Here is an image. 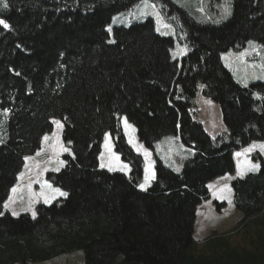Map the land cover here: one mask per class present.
I'll return each mask as SVG.
<instances>
[{"label": "trees", "instance_id": "obj_1", "mask_svg": "<svg viewBox=\"0 0 264 264\" xmlns=\"http://www.w3.org/2000/svg\"><path fill=\"white\" fill-rule=\"evenodd\" d=\"M141 0H0V264H31L77 250L85 264H264V156L257 172L231 185L240 223L194 238L197 206L209 182L234 174V151L264 141V80L240 85L222 54L264 45V0H232V15L219 24L196 21L173 0H153L190 47L173 60L175 38L155 31L152 19L119 26L114 15ZM220 108L224 130L213 137L198 121V92ZM257 95V96H256ZM198 104V110H197ZM135 125L148 148L178 136L193 150L182 172L156 159V176L139 189L145 160L128 144L122 117ZM64 123V167L46 179L67 192L37 215L4 212L25 164ZM129 175L101 169L106 133ZM225 204H219L220 210ZM242 228L248 246L231 233ZM252 232V234H251Z\"/></svg>", "mask_w": 264, "mask_h": 264}, {"label": "rangeland", "instance_id": "obj_2", "mask_svg": "<svg viewBox=\"0 0 264 264\" xmlns=\"http://www.w3.org/2000/svg\"><path fill=\"white\" fill-rule=\"evenodd\" d=\"M173 1L185 9L196 21L201 23L219 24L226 21L232 15V0ZM147 19L153 20L155 31L159 35L175 38L176 41L171 55L173 60H180L190 52L189 45L177 38L178 32L175 23L164 16L162 6L153 0H141L129 10L114 15L106 28L110 34V41H114L113 31L115 27H130L135 23H140ZM222 61L240 85L248 86L252 82L264 80V45L261 43L250 41L240 51L230 50L222 54ZM202 89L203 86H200L197 99L199 103V110L197 104L199 114L197 119L203 124L207 133L215 137L224 130L220 108L210 100L202 98ZM7 116V111H0V130H2ZM56 121H59V125L55 123ZM121 121L128 144L136 153L142 155L146 162L145 174L141 184L145 183L146 175L152 176L154 174V177L156 176L155 156L162 161L165 167L177 173L183 171L185 162L193 155V151L184 146L178 136H166L155 144L154 149H150L140 141L135 125L129 122L126 116H123ZM52 122L53 131L49 137H52L54 142L53 144H51L50 140L48 143L45 142V146L51 144V147L39 154L40 161L38 163L35 161L30 162L29 165L27 163L24 172L28 169L29 175L20 178L21 181L26 183L22 188L17 187V189H20L17 194L15 192V201L10 204L9 201L6 203L8 205L6 210L11 214L13 211L19 214L27 212L32 217H35L37 215L36 207L39 203L50 205L56 199L66 197L59 195L54 190L59 189L61 192L67 193L66 191L54 186L46 179L47 172H58L64 167L66 161L63 156L65 154H72L71 149L63 143V121L59 118H52ZM1 138L2 134H0V141H2ZM106 144L108 145L107 147ZM261 145H264V141H252L244 148L236 150L234 152L236 161L235 176H233L234 174H227L210 182V185L208 184V188L210 187L212 191L209 189V197L203 199L197 206L194 238L199 245L202 244L205 238L212 235L213 232L223 234L240 223L243 213L234 204V192L231 181L236 177H243L248 173L259 170L260 163L253 160V154L260 153L264 156V148H261ZM64 149H67V151ZM238 153L240 155H237ZM116 157L119 159L117 160ZM98 159L101 169L110 171L109 166H111L115 169L111 172H120L126 175H129L131 172L130 164L122 160L120 154L115 151L112 136L109 132L105 134ZM101 163L105 164L106 167H101ZM123 165H127V168L121 171L120 169ZM253 165L258 167L255 170H250ZM154 180L155 178L151 179L146 188L142 189L139 186V189L146 191ZM45 199L49 202L45 203ZM223 203L225 206H222L218 210L217 206ZM24 209L29 210L24 211ZM33 212H35V216H33ZM231 236L233 244L239 247L249 245L248 233L243 231L242 228L233 231ZM31 264H85L84 252L77 250Z\"/></svg>", "mask_w": 264, "mask_h": 264}, {"label": "crops", "instance_id": "obj_3", "mask_svg": "<svg viewBox=\"0 0 264 264\" xmlns=\"http://www.w3.org/2000/svg\"><path fill=\"white\" fill-rule=\"evenodd\" d=\"M173 49H174V48H173ZM173 49H172V50H173ZM172 50H171V55H172ZM256 96H257V95H256ZM49 136H51V133L44 135V137H43V139H42V147H41V149H40L38 152H36V153L33 154V155H28V156H26V158H25V165H24V167H23L21 173H20L19 176H18V178H19V179H18V182H17V184L13 187V189L15 188L16 191H13V189H12V191H11V195H10V197H9L8 200H7V201H9V204L15 201V199H16L15 196H14V195H15V192H16V194H17V193H18V190H19L20 188H22L23 185L26 183V182H24V181H21L20 178H21V177H27V176L29 175V171H28V169H27L26 172H24L27 163H28V165H29V163L32 162V161H35V162L38 163V162L40 161V159H39V157H38L39 154H40L42 151H44L45 149L51 147V144H53L54 139H53L52 137H49ZM45 137H49V138H47V139L45 140ZM49 140L51 141V144L45 146V142L48 143ZM30 157H31V159H30ZM28 160H29V161H28ZM64 164H65V163H64ZM22 174H23V175H22ZM233 176H235V174H234ZM213 181H214V180H213ZM211 182H212V181H211ZM209 185H210V183H209ZM17 187H20V188L17 189ZM209 189L212 191V189H211L210 187H209ZM7 201H6V203H7ZM6 203H5V204H6ZM4 212H9V211L6 210L5 205H4ZM9 213H10V212H9Z\"/></svg>", "mask_w": 264, "mask_h": 264}, {"label": "snow or ice", "instance_id": "obj_4", "mask_svg": "<svg viewBox=\"0 0 264 264\" xmlns=\"http://www.w3.org/2000/svg\"><path fill=\"white\" fill-rule=\"evenodd\" d=\"M0 25H3L5 28H8V27H9V25H8L7 23H5V21H3V20H0ZM55 123H57V124L59 125V121H56ZM125 123H126V121H125ZM45 139H47V137H45ZM107 146H108V145L106 144V147H107ZM260 147H261V148H264V145H261ZM64 150L67 151V149H64ZM237 155H240V154L238 153ZM116 159L118 160L119 158L116 157ZM101 167H106V165L103 164V163H101ZM257 167H258V166L253 165L252 168H251L250 170H255ZM126 168H127V165H123V166L121 167L120 170L123 171V170H125ZM109 170L112 171V170H115V169L112 168L111 166H109ZM240 174L242 175V173H240ZM22 175H23V174H22ZM154 178H155V177H154V174H152V176H148V175H146V176H145V183H144V184H141L140 187H141L142 189L146 188V186H147V184L150 182V180H151V179H154ZM13 191H16V189L14 188ZM54 191L58 192L59 195H61V196H67V195H68V194L65 193V192H61L59 189H55ZM48 202H49V201H48L47 199H45V203H48ZM5 207L7 208L8 205L5 204ZM28 210H29V209H24V211H28ZM12 214H13L14 216L19 215V213L15 212V211H13ZM32 214H33V216H35V212H33ZM0 215H2V213H0Z\"/></svg>", "mask_w": 264, "mask_h": 264}]
</instances>
